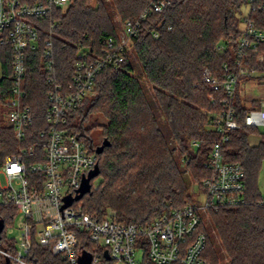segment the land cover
Returning a JSON list of instances; mask_svg holds the SVG:
<instances>
[{
  "label": "trees",
  "instance_id": "trees-1",
  "mask_svg": "<svg viewBox=\"0 0 264 264\" xmlns=\"http://www.w3.org/2000/svg\"><path fill=\"white\" fill-rule=\"evenodd\" d=\"M35 1L23 0L24 3ZM148 4L149 0H72L66 13L55 10L52 17L30 18L39 32L38 50L27 55L24 83L25 102L36 116L31 130L33 138L44 125L42 117L48 106L42 53L51 21L56 23L53 44L57 68L68 79L81 44L99 52L109 36L118 35L111 7L126 22L137 19ZM245 4V0H178L163 14H153L144 22L139 36L133 40L134 59L128 54L122 65L107 67L98 75L94 98L69 123L71 132L88 140L96 152L98 145L90 139V128L85 124L98 114L108 120L103 124L96 119L92 125L102 130L111 145L103 153H97L103 183L93 186L78 203L86 213L102 216L110 207L116 210L120 222L144 227L164 212L193 202L181 167L185 163L199 182L210 175L204 164L220 138L214 120L224 95L203 81V70L209 66L215 76L221 77L224 62L234 66L241 35L238 13ZM250 18L258 28L264 29V13L254 12ZM155 30L160 33L158 38L153 36ZM226 39H231V43L225 53H220L218 45ZM261 52L264 53V44L260 45ZM134 60L152 86V97L134 74ZM0 62L1 167L6 157L18 149L13 127L4 123L5 102L13 89V55L9 46L0 47ZM249 63L264 80V60L252 58ZM240 85L235 101L240 128L232 132L223 151L226 160L240 162L245 169L246 202L209 212L230 264H264V208L258 204L262 196L258 180L264 163V134L245 125L248 110L259 106L260 100L252 99L247 105ZM258 135L259 142L252 143V137ZM193 140L199 143L198 147L192 145ZM14 215L15 207H0V220L5 224L1 246L11 254L14 245L5 238V229L13 222ZM202 229L207 234L206 262L218 264L216 246L204 225ZM80 245L87 247L86 251L91 247L84 234L80 235ZM4 261L0 253V264ZM28 261L67 264L62 256L36 244ZM103 262L113 264L105 259Z\"/></svg>",
  "mask_w": 264,
  "mask_h": 264
},
{
  "label": "built area",
  "instance_id": "built-area-1",
  "mask_svg": "<svg viewBox=\"0 0 264 264\" xmlns=\"http://www.w3.org/2000/svg\"><path fill=\"white\" fill-rule=\"evenodd\" d=\"M245 1L243 8L247 11L241 17L244 27L238 38L234 66L224 62L221 77L215 76L209 66L203 70V81L224 94L214 120L220 138L204 164L210 175L199 185L206 200L201 206L190 202L170 209L140 227L133 222H120L114 214L86 213L79 200L64 207L66 198L78 194L84 177L98 165L97 152L88 140L71 132L69 123L89 97L95 95L98 75L105 68H117L126 61L144 22L153 14H163L178 0H149L138 18L124 22L122 34L109 36L99 52L81 44L68 79L57 68L53 44L56 23L51 21L42 53L48 106L42 117L44 125L35 138L31 130L36 116L25 102L24 86L28 52L39 48V32L30 18L52 17L55 10L66 13L72 0H0V47L9 46L13 55V89L6 100L7 116L18 142L17 151L8 155L0 168V207H15L13 224L20 218L18 238L9 236L13 228L5 229V238L13 243L14 253L0 244V253L10 263L31 264L28 258L36 244L62 256L67 264H81L84 252L91 254L90 264H104V259L113 264H207L202 211H218L246 202L245 169L240 162L226 160L223 151L232 132L240 128L235 105L238 85L255 73L249 65L252 58L264 60V53H260L264 29L250 18L254 12L264 13V0ZM159 34L158 30L153 31L155 38ZM230 43L231 39L223 40L218 51L225 53ZM245 125L264 134V100L248 110ZM192 145L198 147L199 143L193 140ZM258 204L264 208V195ZM81 234L90 242L87 251V247L80 245Z\"/></svg>",
  "mask_w": 264,
  "mask_h": 264
},
{
  "label": "rangeland",
  "instance_id": "rangeland-1",
  "mask_svg": "<svg viewBox=\"0 0 264 264\" xmlns=\"http://www.w3.org/2000/svg\"><path fill=\"white\" fill-rule=\"evenodd\" d=\"M95 3V1H94ZM112 16H113V23H114V27L116 29V31L118 32V34H122V30H123V24L124 21L121 19L120 15L117 13V10L115 8H110ZM247 11V8H243L242 12L238 13V16L241 19V24H240V29L244 27V20H242V15L245 14ZM129 55H131V58L134 59L133 57V52L132 49L129 52ZM134 66H135V75L140 79V81L142 82V84L144 85L145 89L147 90L146 93L149 97H152V86L149 83L147 77L144 75V73L142 72L138 62L136 60H134ZM255 73L253 75H251L250 77L245 78L244 80H242L240 88H241V96L243 97L245 103L247 102V105H250V101L252 99H259L260 101L264 100V80L260 78L261 73L254 71ZM2 76V70H1V66H0V78ZM94 98V96L89 97V99L86 101V103L83 105V108L89 106V102ZM5 115H4V123L10 126V122L8 120V106H7V101L5 102ZM97 119V120H96ZM98 121L97 123H107V119L105 118V116L103 115H94L92 118H90V120H88V122H86L85 127L86 128H90V132H89V137L90 139H92L93 143L95 145H100L102 144L103 140L105 139L102 133V130L99 127H93L92 125L94 124V122ZM260 136H254L251 139L252 143H257L258 140H260ZM192 148V147H191ZM175 152L178 153V149H175ZM2 167V166H1ZM0 167V168H1ZM184 171H183V176L186 180L187 183V192L189 194H191V197L193 199V202H195L197 205L201 206L205 200H206V194L204 192V190L199 189V185L201 184V182L197 181L196 179H194L192 177V175L190 174V171L186 169V164L183 163L182 167H181ZM1 181L4 184L5 180H4V176L1 175ZM104 181V178L102 175H98L96 176L93 180V186L98 187L100 186ZM258 186H259V191L261 192L262 195H264V163H263V168L262 171L260 173L259 176V180H258ZM80 202V200H79ZM106 213L109 214H114L117 218V212L115 209L113 208H108L106 210ZM105 213V214H106ZM202 215L204 217V228L205 230H207L210 233V237L213 240L215 246H216V251L218 253V264H230L229 262V257L226 254L225 249L221 246L220 243V239L216 234V231L213 227V222L211 220L210 217V212H203L202 211ZM20 218H17L13 224V222L11 224L8 225L9 229L13 228L14 231L12 233H10V237L11 238H15L19 236V230L17 229L18 227V222H19ZM14 225V226H13ZM4 247V246H2ZM6 247V245H5ZM6 261V258H5ZM4 261V263H5ZM12 264V263H10Z\"/></svg>",
  "mask_w": 264,
  "mask_h": 264
},
{
  "label": "water",
  "instance_id": "water-1",
  "mask_svg": "<svg viewBox=\"0 0 264 264\" xmlns=\"http://www.w3.org/2000/svg\"><path fill=\"white\" fill-rule=\"evenodd\" d=\"M111 145V141L107 138H105L102 142V144L98 145L96 147V152L98 154H101L104 152L106 147H109ZM100 173L99 165L96 166L94 170H92L88 176H85L83 179V183L78 190V194L76 196H68L66 198V204L64 207H67L71 205L74 201L81 200L86 194L90 193L93 188L92 180L98 176ZM5 228V224L3 220H0V244L2 240V232ZM106 258L109 259V255L106 253ZM92 256L88 252H84V254L80 257V263L81 264H90L91 263ZM11 260L9 258H6V261L4 264H10Z\"/></svg>",
  "mask_w": 264,
  "mask_h": 264
},
{
  "label": "crops",
  "instance_id": "crops-1",
  "mask_svg": "<svg viewBox=\"0 0 264 264\" xmlns=\"http://www.w3.org/2000/svg\"><path fill=\"white\" fill-rule=\"evenodd\" d=\"M0 66H1V62H0ZM1 70H2V67H1ZM2 76H3V74H2ZM2 76H1V78H2ZM1 78H0V79H1ZM258 142H259V140H258ZM258 142H257V143H258Z\"/></svg>",
  "mask_w": 264,
  "mask_h": 264
}]
</instances>
